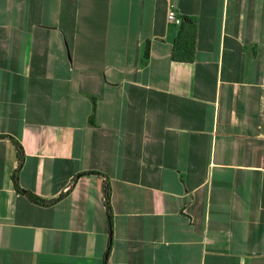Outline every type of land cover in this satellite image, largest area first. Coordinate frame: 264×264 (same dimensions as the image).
Here are the masks:
<instances>
[{
	"label": "crops",
	"instance_id": "0c3cea01",
	"mask_svg": "<svg viewBox=\"0 0 264 264\" xmlns=\"http://www.w3.org/2000/svg\"><path fill=\"white\" fill-rule=\"evenodd\" d=\"M0 136V264H264V0H0Z\"/></svg>",
	"mask_w": 264,
	"mask_h": 264
},
{
	"label": "trees",
	"instance_id": "16d2710c",
	"mask_svg": "<svg viewBox=\"0 0 264 264\" xmlns=\"http://www.w3.org/2000/svg\"><path fill=\"white\" fill-rule=\"evenodd\" d=\"M196 33H197V27H196V20L191 17H185L183 19V22L180 26L179 34L174 41L173 44V51H172V59L177 62H187L191 63L195 59V46H196ZM149 58V44L146 47L145 50V59L147 60ZM5 136H0L1 138H4ZM13 143L15 144L17 148V155H18V167L13 175V183L15 186L16 191L26 196L33 204L39 205V206H51L55 202H57L59 199H56L54 201H45L44 199L40 198L39 196L33 194L30 191L23 190L18 181V172L20 171L24 158L25 153L23 150L22 145L19 141L12 138L11 139ZM84 174H91V173H84ZM83 174V175H84ZM79 176H82L79 175ZM76 180V179H75ZM74 180V181H75ZM106 208H107V216L109 220V224L112 225V208L110 205V187L108 186V182H106Z\"/></svg>",
	"mask_w": 264,
	"mask_h": 264
},
{
	"label": "built area",
	"instance_id": "2783aa9c",
	"mask_svg": "<svg viewBox=\"0 0 264 264\" xmlns=\"http://www.w3.org/2000/svg\"><path fill=\"white\" fill-rule=\"evenodd\" d=\"M167 19L170 24L177 26H180L182 24V19L177 17V14L173 9L169 10Z\"/></svg>",
	"mask_w": 264,
	"mask_h": 264
},
{
	"label": "rangeland",
	"instance_id": "374dc122",
	"mask_svg": "<svg viewBox=\"0 0 264 264\" xmlns=\"http://www.w3.org/2000/svg\"><path fill=\"white\" fill-rule=\"evenodd\" d=\"M176 12V11H175ZM178 17V16H177ZM179 18V17H178Z\"/></svg>",
	"mask_w": 264,
	"mask_h": 264
}]
</instances>
